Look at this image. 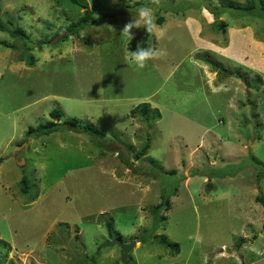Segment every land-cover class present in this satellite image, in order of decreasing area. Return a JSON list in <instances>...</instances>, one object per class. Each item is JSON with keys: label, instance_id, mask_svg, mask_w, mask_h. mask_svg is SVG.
Segmentation results:
<instances>
[{"label": "rangeland", "instance_id": "obj_1", "mask_svg": "<svg viewBox=\"0 0 264 264\" xmlns=\"http://www.w3.org/2000/svg\"><path fill=\"white\" fill-rule=\"evenodd\" d=\"M82 1L96 20L76 37L58 34L83 15L67 0H0L30 37L0 31V264H264L262 20L226 7L246 0ZM140 7L166 53L144 69L127 58L143 28L121 33ZM53 109L102 137H28ZM114 240L135 243L126 261Z\"/></svg>", "mask_w": 264, "mask_h": 264}, {"label": "trees", "instance_id": "obj_2", "mask_svg": "<svg viewBox=\"0 0 264 264\" xmlns=\"http://www.w3.org/2000/svg\"><path fill=\"white\" fill-rule=\"evenodd\" d=\"M67 2L71 6H75L79 9H84L83 15H82V17H79L76 21L71 22L66 26H60L58 29V34L67 33L68 36L78 37L79 32L82 29H84L85 27H88L91 25L93 26L95 24L96 19L93 18L92 12L87 9L86 4L82 0H67ZM226 7L228 9L234 8L239 13H253V14H255L256 18L261 19L262 22L264 23V0H246V3L244 5H239V4L233 5L231 3H228L226 5ZM114 15L115 14H113V13H110L107 15L106 14L101 15L98 20H101V19L107 20L108 18H112ZM162 23H163V18L159 17L157 20V24L162 25ZM214 25L218 30L223 31L224 27L226 26V23L224 21H216L214 23ZM263 30H264V26H263ZM0 31L7 32L11 37H20L24 41H28L30 38L29 35H27L23 29H21L19 27L11 29L10 27L5 26L2 23L1 19H0ZM150 34L151 33H146L144 31V34L141 36L140 40L134 44V51L136 50L137 47L146 48ZM42 42L37 43V45L33 44L32 47H30V46L26 47V50L29 52V54H27V58L25 60L28 66H32L35 62V57L32 54H30V51H32V48L34 46H37L39 49H41L42 48L41 44H43ZM44 43H46V42H44ZM131 45H133V44L131 43ZM149 110H150V107H149V104H147V103L142 104L140 107L141 117L147 123L149 122V120L147 118ZM50 117H51L50 121H48L44 124H39L38 126H36L34 128L33 127L29 128L27 131V136L33 137V138L40 137V136H47L51 133L58 131L59 129H62V130L73 131V132L79 133V134H85L88 136H93L97 140L102 137L100 132L93 125H91L89 123L81 122L78 119L71 118V119H66L62 122H59L62 118V112L58 109H53L50 112ZM149 149H150V141H149V137H147L145 139V143L141 146L139 151L134 154L133 157L136 160L143 159L149 153ZM21 183L24 186L22 191H23V193L26 194L27 188H29L27 177H25V176L21 177ZM255 200H256V202L261 203L264 206V198L261 195H257ZM163 204L168 205V198L162 200V202L160 204H157L154 207V209L152 210L153 213L154 214L157 213L156 210L158 211ZM107 227L110 229V227H111L110 222L107 223ZM159 242H160V244L165 245V246L169 247L170 249H172L171 251H173L174 253H178V244L170 243L164 237H161Z\"/></svg>", "mask_w": 264, "mask_h": 264}, {"label": "clouds", "instance_id": "obj_3", "mask_svg": "<svg viewBox=\"0 0 264 264\" xmlns=\"http://www.w3.org/2000/svg\"><path fill=\"white\" fill-rule=\"evenodd\" d=\"M158 25L155 23L153 10L148 7H140L136 10L135 17L126 23L121 33L127 37L129 43L133 40L135 33L133 29H141L146 33H152L158 30ZM166 53L162 50L153 47L142 48L137 47L135 51L127 50V58L131 64H134L138 69H144L149 60L159 58Z\"/></svg>", "mask_w": 264, "mask_h": 264}, {"label": "water", "instance_id": "obj_4", "mask_svg": "<svg viewBox=\"0 0 264 264\" xmlns=\"http://www.w3.org/2000/svg\"><path fill=\"white\" fill-rule=\"evenodd\" d=\"M114 244L120 246L123 261H126L129 250L132 249V247L135 245V243H131V244L121 243L119 240H114L112 242L107 243V245H114Z\"/></svg>", "mask_w": 264, "mask_h": 264}]
</instances>
